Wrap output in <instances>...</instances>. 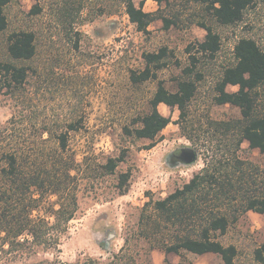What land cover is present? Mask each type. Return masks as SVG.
Wrapping results in <instances>:
<instances>
[{
  "label": "rangeland",
  "instance_id": "obj_1",
  "mask_svg": "<svg viewBox=\"0 0 264 264\" xmlns=\"http://www.w3.org/2000/svg\"><path fill=\"white\" fill-rule=\"evenodd\" d=\"M35 7L40 11L33 13ZM158 9L156 4L145 8ZM161 12L169 17L177 14L178 26L165 30L163 22L156 21L146 35L130 22L122 0H14L6 8L8 28L0 33V63L11 61L7 45L15 32L34 33L36 55L30 61L16 62L28 70L24 86L5 89L0 95V171L11 150L18 154L23 172H41L44 179L55 171V164H70L74 159L76 165L71 183L78 212L61 236L59 250L42 252L34 261L73 263L92 258L109 264L120 253L121 264H224L215 255L184 254L183 259L172 256L168 260L162 250H153L152 239L142 234L140 218L147 205L150 210L151 203L167 197L204 167L205 148L196 150L188 135L196 138L208 121L241 118L238 108L214 104V88L222 69L234 63L235 45L241 38L264 47V0H256L244 21L232 27L206 19L203 7L188 0H173L172 6L163 5ZM198 22L213 26L222 38V47L214 61L204 60L199 65L205 78L198 84L188 116L180 120L177 108L162 105L159 111L172 122L155 142L125 135L124 128L132 129L133 121L150 111V100L160 82L176 91L177 80L188 65L187 47L204 41L207 34ZM162 48L169 49L168 67L158 71L156 79L133 84L131 72L144 70V54ZM238 89L228 87L229 92ZM259 111L264 113V90ZM70 125L78 130L69 132ZM46 128L53 134L44 133ZM66 133L68 144L63 151L58 137ZM184 148L195 150L197 161L171 165L168 155ZM241 156L264 167V155L251 151L248 142L243 144ZM118 158L122 162L115 173L106 174L103 166ZM122 174L130 175L126 195L118 189ZM7 183L0 177L2 189ZM46 190L41 214L54 223L45 211L58 199ZM11 195L13 206L8 209H17V213L24 205L29 209L38 197L34 188L24 195ZM223 242L237 247L235 264H263L255 253L264 246V215L249 212L229 229Z\"/></svg>",
  "mask_w": 264,
  "mask_h": 264
},
{
  "label": "trees",
  "instance_id": "obj_2",
  "mask_svg": "<svg viewBox=\"0 0 264 264\" xmlns=\"http://www.w3.org/2000/svg\"><path fill=\"white\" fill-rule=\"evenodd\" d=\"M14 0H0V33L8 28L6 8ZM126 14L137 30L149 34L150 26L162 21L165 30L178 26L179 17H169L161 12L162 6L171 7L173 0H153L159 6L156 12L144 10V0H122ZM203 7L205 18L212 19L223 27H232L244 21L246 12L256 0H188ZM40 10L35 7L32 11ZM197 26L207 34L204 41L189 45L186 52L188 65L183 69L182 78L177 80L175 92L169 91L162 82L150 100V111L133 121L132 129L124 128L125 135L155 142L159 135L171 124L159 106L165 104L180 111V120L186 119L191 102L198 92V84L205 74L198 70L204 60L214 61L221 51L222 38L207 22ZM7 53L11 61L0 63V95L7 90H19L27 81L28 70L16 62L32 60L36 55V37L32 32H15L9 36ZM169 49L144 54L143 71L131 72V82L135 85L156 79V73L168 67ZM234 63L220 72L215 83L214 104L230 105L241 112V118L229 121H208V126L196 138L188 135L195 143L196 150L205 148L204 167L190 181L177 188L167 197L147 205L140 218L139 229L144 236L152 239L153 250H162L166 255L176 254L183 259L184 254L204 256L213 254L224 264H235L238 249L225 245L223 239L229 229L249 212L264 215V167L252 159L241 156L243 144L249 143L251 151L259 150L264 155V113L259 111L261 91L264 90V47L255 40L241 38L235 45ZM238 87L229 92L228 87ZM70 125V131H77ZM44 133L53 134L49 129ZM68 134H60L58 142L65 151ZM203 140V142H202ZM199 143V145H198ZM202 150V149H201ZM5 167L0 177L8 180L6 188L0 187V264H42L34 261L40 253L59 250L61 236L68 231L70 221L78 212V201L71 183L75 180L74 163L54 166L55 171L44 179L41 172L27 175L22 171L18 154L11 150L5 155ZM122 158L109 159L103 166L106 174L113 175ZM130 175L119 177L118 189L121 195L128 193ZM8 188V189H7ZM14 188V189H13ZM31 188L38 197L33 204L17 213L8 209L11 192L26 194ZM44 189L47 194L57 197V202L46 209V214L55 221L42 216ZM9 196V197H8ZM58 207L56 208V206ZM37 216H34V213ZM123 252V251H121ZM122 254H115L109 264H121ZM256 260L264 264V246L255 253ZM168 263V260H165ZM51 264H100L92 258L78 259L73 263L56 260ZM187 264V263H183Z\"/></svg>",
  "mask_w": 264,
  "mask_h": 264
},
{
  "label": "flooded vegetation",
  "instance_id": "obj_3",
  "mask_svg": "<svg viewBox=\"0 0 264 264\" xmlns=\"http://www.w3.org/2000/svg\"><path fill=\"white\" fill-rule=\"evenodd\" d=\"M193 157V154L182 155V149L174 151L168 155V162L173 166H178L182 164H188L189 159Z\"/></svg>",
  "mask_w": 264,
  "mask_h": 264
},
{
  "label": "crops",
  "instance_id": "obj_4",
  "mask_svg": "<svg viewBox=\"0 0 264 264\" xmlns=\"http://www.w3.org/2000/svg\"><path fill=\"white\" fill-rule=\"evenodd\" d=\"M144 2H145V5H144V10H145V8H146V6L147 5H149V4H156V5H158L156 2H154L153 0H144ZM146 11V10H145ZM146 12H153V11H146ZM156 12V11H155ZM134 25V24H133ZM162 105H165V104H161L160 106H162ZM165 254V253H164ZM207 255H213V254H207ZM207 255H204V256H207ZM165 256H166V258L169 260V258L170 257H175L176 259H177V257H180V256H178V255H176V254H168V255H166L165 254ZM194 256H196V257H203V256H197V255H194ZM216 256V255H215ZM188 264V263H187ZM190 264V263H189Z\"/></svg>",
  "mask_w": 264,
  "mask_h": 264
},
{
  "label": "water",
  "instance_id": "obj_5",
  "mask_svg": "<svg viewBox=\"0 0 264 264\" xmlns=\"http://www.w3.org/2000/svg\"><path fill=\"white\" fill-rule=\"evenodd\" d=\"M186 154H193V157L191 156V158L188 161V164H192L195 163L197 161V152H195V150L193 149H189V148H184L182 149V155H186Z\"/></svg>",
  "mask_w": 264,
  "mask_h": 264
}]
</instances>
